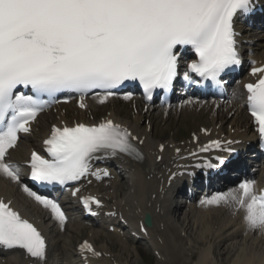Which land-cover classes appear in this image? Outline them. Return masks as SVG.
I'll return each instance as SVG.
<instances>
[{
    "label": "snow or ice",
    "instance_id": "1",
    "mask_svg": "<svg viewBox=\"0 0 264 264\" xmlns=\"http://www.w3.org/2000/svg\"><path fill=\"white\" fill-rule=\"evenodd\" d=\"M254 7L253 0H0V176L20 184V168L8 159L9 150L17 146L20 133L31 131L46 107L41 95L79 93V106L85 108L89 92L101 90L99 100L104 103L114 95L113 89L132 81L150 101L156 90L172 89L180 75L178 48L184 47H190L197 59L187 64L183 80L198 83L195 74L222 87V74L241 64L235 17L252 13ZM251 75L258 78L244 85L247 106L264 142V66L253 67ZM21 88L35 95H26ZM136 140L139 137L112 119L93 125H54L43 142L49 158L31 153L30 178L40 185H65L88 175L108 176L106 169L93 172L92 161L117 157L143 161ZM232 143L236 141L213 140L198 151L228 152ZM216 159L218 164L204 166L224 163L222 157ZM254 185V180H244L234 189L201 199L200 205L242 211L247 229L264 235V191L257 193ZM22 190L64 228L68 218L57 200L27 185ZM83 203L101 207L92 196ZM10 205L0 199V246L21 250L32 264H48L45 237ZM81 251L99 255L87 242Z\"/></svg>",
    "mask_w": 264,
    "mask_h": 264
},
{
    "label": "bare ground",
    "instance_id": "2",
    "mask_svg": "<svg viewBox=\"0 0 264 264\" xmlns=\"http://www.w3.org/2000/svg\"><path fill=\"white\" fill-rule=\"evenodd\" d=\"M252 36L247 31L244 35L240 34V39L252 40ZM258 37H260L258 41L261 45V50L255 51L256 57L254 64L256 66L264 60V33L258 34ZM230 99L232 101L229 104L219 102L200 104L198 101L191 100L192 103H183V106H181V115L183 116L170 117L169 119H167V117L162 118L163 120L166 119L167 122H164L162 133L159 134L161 135V139L165 140L170 137L177 139L182 137L180 135H182L184 131L192 132V134H186V136H191L189 140L185 141L182 145H177L176 142L172 140L166 143H159L155 139L151 129L158 124L157 120H155L156 116L155 114H151L154 115L152 116L154 120H151V124L143 126L144 122H147L146 117H148V115L144 113L150 112L143 106L137 110L122 112L114 108L115 100L109 97L103 103L110 105L109 111L106 110L108 112L100 113L98 107L102 105V103H100L99 96L87 97L84 99V103L87 107L80 108V102H76L80 114L70 119L68 117L69 110L59 105L57 107L58 114L56 117L52 115L48 119V117L41 115L37 122L43 121L42 127L40 126L42 123L38 125V123L35 122L33 132L30 136H26L24 140L19 142L16 148L10 150L8 159L20 168L21 182L17 184L0 176V198L4 199L5 202L11 201L10 206L14 210L18 211L22 216H25L35 224L36 227L38 226L37 228L41 231L48 244V264H60L62 262L70 264L74 256L70 233L76 232L74 230L75 226L67 221L64 228L61 229L48 210L38 205L23 192L22 186L27 185L25 178H23L26 158L28 157L30 149L34 146H39V141H41L39 138H42L46 130L51 129L53 125L64 127L71 123L76 124L80 122L93 125L105 119H112L114 122L127 127L133 135L139 137V140L144 141L143 144L139 143V140L133 141L143 153L144 161L138 162L128 157L106 159L111 165H109L108 168L102 167V170L106 169L109 173L108 176L113 178L109 189L110 192L112 190V193L107 192V194L111 195L113 199L115 198L116 207L130 219L138 218L140 210L147 209L152 211L153 206L156 205L164 210L163 216L160 214L156 215L153 211L152 212L155 215V219L158 216L162 218L160 222H165L166 224L165 235L157 228L154 229L155 237L163 239L162 244H160L158 240L159 245L156 250H160V253L164 254L162 256L165 257V264H175V260L173 259L175 252L173 254L170 253V248L166 246L167 233H171L170 237L173 241L171 247L174 246V250L182 253L183 250H186L184 246H191L193 240L199 241L206 238L205 229H208V232L213 231L214 226L209 223L212 217L211 214H216V224L218 225L217 230L214 233L212 232L216 242L211 243L209 247L202 250L199 253L198 261L192 264H211L214 244L217 246L223 245L225 249L234 251L236 255L235 264H238L239 261L242 262V260L248 264L253 258L252 256H255L256 259L251 263L249 262L250 264H264V235L247 229L243 220L244 213L242 211H237L234 216L229 215L232 213L233 209L221 205L218 207L219 209L206 210L209 215L201 217L199 220L197 210L202 212L203 210L201 208H203V206L199 203V209L193 204L188 206L181 205L180 208H173L171 197L174 191L170 192V188H168L169 192L164 194L160 181L162 177L161 174L165 172L164 169L172 171L181 165L188 166L193 162H200L204 160L201 158L203 156H208L216 151H222L217 149H211L208 152L198 151L200 147L208 144L210 141H236V143L227 145V147H234L238 146L239 142L250 143L254 140L256 136L254 133V126L245 113V105L241 98V90L238 86L236 91L231 93ZM88 112H90V115L93 114L92 118L88 116ZM160 145L164 146L162 152L160 151ZM177 147L181 149L179 153L176 152ZM194 152L196 155H191V153ZM158 154L163 155V160L156 163L155 161ZM151 167L154 168L156 176L153 175L155 172H153ZM263 172L264 170H261L259 175L250 177L251 180L255 181L254 187L257 192L260 189L259 183ZM114 174H116V176L121 174L128 175L131 184L129 192H121L120 186H118V178H114ZM105 184H107L106 181L104 185ZM163 185L165 186V183H163ZM183 208L186 209L183 210ZM177 213L181 215L177 216ZM182 233L187 234V236L182 238ZM99 234L97 230L94 231L92 238L94 235L98 236ZM225 234L228 235L226 238H224ZM120 243L123 247L119 252L120 255H117L118 258L126 253L124 249H128L127 243H122V241H120ZM100 250L108 252V250L100 249V247L96 248L95 252L97 253V251ZM249 254L250 257H252L250 259L248 256ZM110 258L113 261L111 263L105 258L108 264H121L119 263V259L113 258L112 256H110ZM181 263L187 264L186 261ZM0 264H32V260L23 254H18L17 252L12 254V252H8L7 255H0ZM83 264H87V262Z\"/></svg>",
    "mask_w": 264,
    "mask_h": 264
},
{
    "label": "rangeland",
    "instance_id": "3",
    "mask_svg": "<svg viewBox=\"0 0 264 264\" xmlns=\"http://www.w3.org/2000/svg\"><path fill=\"white\" fill-rule=\"evenodd\" d=\"M124 108H125V106H123ZM123 110V109H122ZM127 110H129V109H127ZM161 124V123H160ZM162 129H163V127L161 126V125H159V131H162ZM188 133V131H184L183 132V134L182 135H180V136H182V137H184V136H186V134ZM83 236H85V234L83 233ZM212 239L211 238H208V239H206V240H204V241H208V242H210ZM200 242H202V241H200ZM207 245V244H206ZM203 246H205V244H202V243H198V245L196 246V247H194L195 248V250L196 251H199ZM216 253L218 254V258L220 259V261L223 263V264H234V259L236 258V255H235V253L233 252V251H231V254L233 255H231L230 253H228L227 255H225L224 257H222V256H219V254H221V251H220V249H217L216 250ZM230 254V255H229ZM249 256V259H250V254L248 255ZM247 256V257H248ZM139 257H143V258H145V257H147L148 258V261H151V256H150V254H148V253H145V254H141V255H139ZM243 262V261H242ZM242 264V263H241ZM244 264V263H243Z\"/></svg>",
    "mask_w": 264,
    "mask_h": 264
}]
</instances>
